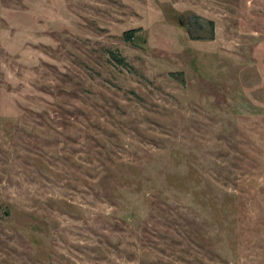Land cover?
<instances>
[{
	"label": "rangeland",
	"instance_id": "374dc122",
	"mask_svg": "<svg viewBox=\"0 0 264 264\" xmlns=\"http://www.w3.org/2000/svg\"><path fill=\"white\" fill-rule=\"evenodd\" d=\"M0 264H264V0H0Z\"/></svg>",
	"mask_w": 264,
	"mask_h": 264
},
{
	"label": "trees",
	"instance_id": "16d2710c",
	"mask_svg": "<svg viewBox=\"0 0 264 264\" xmlns=\"http://www.w3.org/2000/svg\"><path fill=\"white\" fill-rule=\"evenodd\" d=\"M138 28H130L123 31L124 38L127 40H130L134 37V33L137 31ZM110 56L112 59L119 63V64H125L127 65V61L125 60V56H123L120 52L114 53L112 50H110ZM170 74L174 76L177 79L183 80V72L182 71H171Z\"/></svg>",
	"mask_w": 264,
	"mask_h": 264
}]
</instances>
